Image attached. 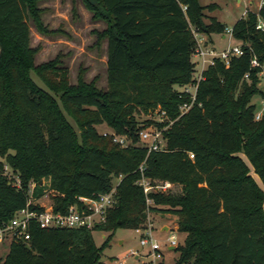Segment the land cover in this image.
<instances>
[{
    "label": "trees",
    "instance_id": "16d2710c",
    "mask_svg": "<svg viewBox=\"0 0 264 264\" xmlns=\"http://www.w3.org/2000/svg\"><path fill=\"white\" fill-rule=\"evenodd\" d=\"M86 2L95 17L107 21L101 34L107 38L106 90L83 78L70 84L68 67L56 59L35 65L30 21L47 29L38 0H0V224L31 198L41 199L45 179L54 209L65 212L78 196L105 193L122 175L116 202L106 221L92 228L31 223L30 238L10 242L0 264H99L115 231L146 227L148 211L177 217L184 239L175 249L176 264H264V186L239 154L264 184V113L257 119L259 107L252 102L255 95L264 98L260 67L251 64L253 54L264 61L257 12L249 10L232 26L245 52L228 65L220 58L210 64L196 100L181 115V105L191 98L177 86L190 83L195 71L192 26L212 34L224 33L226 25L214 15L203 24L200 0ZM259 12L264 17V6ZM31 70L60 100L37 85ZM63 107L77 113L72 116L80 133ZM158 107L173 123L165 131L168 148L149 152L137 145L143 125L136 114ZM104 123L131 144L100 133L97 125ZM7 165L15 178L5 173ZM142 177L170 180L182 191L150 193L148 205L138 183ZM94 230L109 233L100 246Z\"/></svg>",
    "mask_w": 264,
    "mask_h": 264
},
{
    "label": "rangeland",
    "instance_id": "374dc122",
    "mask_svg": "<svg viewBox=\"0 0 264 264\" xmlns=\"http://www.w3.org/2000/svg\"><path fill=\"white\" fill-rule=\"evenodd\" d=\"M259 1L260 0H240V2L238 0H200V3L204 6L203 24L209 23L210 17L214 15L222 21L226 27L233 26L234 23L244 15L246 9L256 10L259 6ZM211 4L212 6L209 7ZM38 6L41 8V19L47 29L44 31L40 29L33 20L30 21L31 46L37 48L34 57L35 65L47 63L56 59V64H62L68 67L70 84L75 85L78 83L79 78H83L86 82L94 80L99 88L106 90L108 87L107 38L101 34L107 27V21L102 17H95L94 10L89 7L86 0H38ZM192 29L197 40L195 50L199 47L198 41L201 36L204 40L207 39L206 36L209 38L211 37L213 40H211L210 43L213 44L212 47L216 50L226 48L229 43L236 44L240 42L233 36H230L226 31L227 36L223 37L222 32L208 34L201 31L195 25L192 26ZM204 34L206 36H204ZM196 59L197 57L193 54V60ZM198 71L197 69L195 74H198ZM31 75L38 86L50 91L35 70H31ZM260 87L264 89V84L260 83ZM177 88L179 87L177 86ZM53 95L57 100H60L59 93ZM262 100V96L255 95L252 102L256 103L257 107L261 109ZM62 111L76 131L80 133L81 130L72 116L77 113H75L72 108L66 109L65 107H63ZM156 118V109L149 113L136 114L139 126L149 125ZM97 129L100 133L104 131H114L105 123L97 125ZM167 148L168 145L166 149ZM239 154L247 161L250 167V174L257 183L263 187L264 184L260 176L248 161L247 156L243 153ZM2 159L3 158L0 157V161H2ZM7 169L8 171H13L10 166H8ZM118 180L119 179L114 178L113 185L116 184ZM43 183L45 184V195L40 199V202L41 204L48 205L53 203L48 189L49 181L45 179ZM181 191V185L176 183L171 190L172 193H180ZM160 214H162V212L151 213V216L147 220V227L152 229L153 237L161 243L162 247L159 251L160 256L156 260L163 261V264H176L179 258V252L168 249V238L173 232L177 235L178 242L180 243L183 241L184 235L178 231L177 217L174 214L167 213L164 218H162ZM163 225H166L168 229H162ZM108 234L109 233L106 231L94 230L93 236L96 245L100 246ZM144 236L143 228L139 233L131 228L117 229L109 246L103 251L99 264H119L121 261H124V264H149L153 260V255L150 245L142 246L140 244V239ZM9 244L10 241L0 243V259H3L8 253ZM136 255H140V257H136Z\"/></svg>",
    "mask_w": 264,
    "mask_h": 264
},
{
    "label": "built area",
    "instance_id": "2783aa9c",
    "mask_svg": "<svg viewBox=\"0 0 264 264\" xmlns=\"http://www.w3.org/2000/svg\"><path fill=\"white\" fill-rule=\"evenodd\" d=\"M258 8L255 10L258 14L257 28L264 29V17L260 14L259 10L264 6V0H260L258 3ZM249 9L245 11L246 14ZM227 33L233 36V27H227ZM199 47L194 51V56L197 57L195 61V71L193 75V80L183 86L179 87V90L188 94L191 98V102H185L180 107L181 115L187 112L196 100V93L200 81L204 78V70L210 65L214 64L217 58L222 59L227 65L230 63L232 56L240 55L245 52V47L242 42L236 44H230L222 49L216 50L212 46H208L204 43V38L199 37ZM251 64L253 66L260 67L261 83L264 84V62H262L256 54L251 57ZM197 69L198 74H195ZM249 73H246L248 76ZM157 118L151 122L149 125H143V127L138 132V142L137 145L144 146L148 151L165 150L167 147L165 131L173 123V120L169 118L167 112L158 107L156 109ZM264 113V98L262 100V107L258 110L256 118L260 119ZM160 123H165L160 126ZM104 136H111L113 141L121 144L123 146H129L131 144V139L122 134H118L115 131H104L102 133ZM190 158L194 159V153H190ZM8 166L5 167V173L12 178L15 176L11 171H8ZM143 170V166L140 167ZM122 175L118 178V182L112 185L111 189L105 193H99L95 197L78 196L77 201L71 204L68 209L63 212L54 209V203L48 205L41 204L40 199L33 201L31 198L26 207L18 210L14 217L6 223L0 224V243H5L7 241L12 242L13 240L30 238V233L28 232L29 225L31 223H36L42 228H79L87 227L92 228L93 226L103 223L106 221V216L108 210L113 207L116 202L117 196V186L119 184ZM147 195V204L151 205L153 200L148 196L150 193H168L172 190L174 184L170 180H152L147 177H142L138 182ZM15 184L20 187L21 183L16 177ZM35 183L30 184L29 194L33 197ZM34 204L35 207H32ZM151 213L148 211V218ZM142 228L136 229L139 233ZM145 236L140 239V244L142 246L150 245L151 253L153 255V260L149 264H161L162 262L156 259L160 256L159 251L162 249L161 243L156 240L152 235V229L143 227ZM143 234V233H142ZM179 245L177 235L171 233L168 238V248L177 247ZM119 264H124V261L119 262Z\"/></svg>",
    "mask_w": 264,
    "mask_h": 264
},
{
    "label": "crops",
    "instance_id": "0c3cea01",
    "mask_svg": "<svg viewBox=\"0 0 264 264\" xmlns=\"http://www.w3.org/2000/svg\"><path fill=\"white\" fill-rule=\"evenodd\" d=\"M238 1L240 2V0H238ZM204 36H206V35L204 34ZM222 36H223V37H226V36H227V33H226V32L223 33ZM206 38H207V39H206ZM206 38H205L206 40H204V43H205L206 45H208V46H213V44L210 43V41L213 40V39H212L211 37L209 38L208 36H206ZM166 215H167V214H160V216H161L162 218H164ZM162 229L167 230L168 227H167L166 225H163V226H162ZM168 249H169V250H175L174 247H169ZM136 257H140V255H139V256L136 255ZM160 262H163V261H160Z\"/></svg>",
    "mask_w": 264,
    "mask_h": 264
},
{
    "label": "water",
    "instance_id": "95a60500",
    "mask_svg": "<svg viewBox=\"0 0 264 264\" xmlns=\"http://www.w3.org/2000/svg\"><path fill=\"white\" fill-rule=\"evenodd\" d=\"M88 1L93 3V4H97L99 2V0H88Z\"/></svg>",
    "mask_w": 264,
    "mask_h": 264
}]
</instances>
